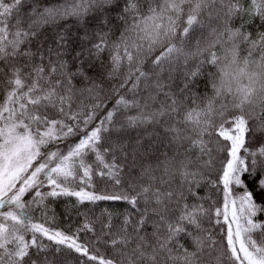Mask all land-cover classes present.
<instances>
[{
  "label": "snow or ice",
  "instance_id": "6c2138e0",
  "mask_svg": "<svg viewBox=\"0 0 264 264\" xmlns=\"http://www.w3.org/2000/svg\"><path fill=\"white\" fill-rule=\"evenodd\" d=\"M65 249L264 264V0H0V264Z\"/></svg>",
  "mask_w": 264,
  "mask_h": 264
},
{
  "label": "trees",
  "instance_id": "16d2710c",
  "mask_svg": "<svg viewBox=\"0 0 264 264\" xmlns=\"http://www.w3.org/2000/svg\"><path fill=\"white\" fill-rule=\"evenodd\" d=\"M67 143H71V140ZM63 148L64 145H61ZM98 184L100 183L99 180H97ZM47 190V189H45ZM108 191H112V187L108 186ZM27 199V197H26ZM75 202V198H66L61 197L59 199H56L54 201H51V208L54 209L55 212V220L54 221H48L47 226L53 228L62 230L66 233L71 234L83 221L85 215L89 217H99L102 212L105 210H109L112 213H114L116 220L118 221L120 218V214L127 211V205H117L112 202L107 201H101L97 202L96 204H84L79 207V211L72 210L70 213L67 211L68 209H71L72 203ZM33 217L34 222H41L44 223L45 219L41 217L39 212H32L31 213ZM52 213H49V216H51ZM226 225L224 226V230H226ZM90 235V234H89ZM218 238L222 235V230L217 231ZM254 236L259 235V233H254ZM81 240H86L87 237L84 233L80 234ZM45 244H49L50 242L47 240H44ZM97 255L105 254L103 252V249L101 248V251L99 253H96ZM55 260L57 264H83V259L76 254L75 252H71L68 250H64L60 253L55 254Z\"/></svg>",
  "mask_w": 264,
  "mask_h": 264
}]
</instances>
